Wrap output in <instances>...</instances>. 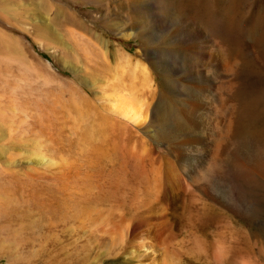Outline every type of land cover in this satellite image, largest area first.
<instances>
[{
    "label": "rangeland",
    "instance_id": "374dc122",
    "mask_svg": "<svg viewBox=\"0 0 264 264\" xmlns=\"http://www.w3.org/2000/svg\"><path fill=\"white\" fill-rule=\"evenodd\" d=\"M131 1L0 0V264H264V198L237 215L158 190L154 167L122 180L113 102L124 47L130 61L144 49ZM166 1L153 9L167 17ZM178 1L196 22L178 14L172 28L251 58V36L264 31L251 21L259 0ZM208 55L203 66L219 67ZM224 156L227 188L259 193Z\"/></svg>",
    "mask_w": 264,
    "mask_h": 264
},
{
    "label": "bare ground",
    "instance_id": "6f19581e",
    "mask_svg": "<svg viewBox=\"0 0 264 264\" xmlns=\"http://www.w3.org/2000/svg\"><path fill=\"white\" fill-rule=\"evenodd\" d=\"M175 1H166L167 17L153 9V0L131 1L140 11L129 16V23L144 49L130 61L129 46L124 47L113 102L119 116L121 178L138 182L154 167L158 190L180 188L217 209L244 215L246 201L255 208L256 200L264 198V83L259 81L264 75L259 46L264 31L252 34L247 48L251 58L246 60L238 44L224 39L206 46L198 29L172 28L178 14L196 22L186 4ZM258 4L264 6V0ZM263 10H255L251 21H264ZM209 51L215 52L219 67L203 66ZM223 70L229 71L226 79H220ZM225 153L259 193L246 198L236 188H227Z\"/></svg>",
    "mask_w": 264,
    "mask_h": 264
}]
</instances>
